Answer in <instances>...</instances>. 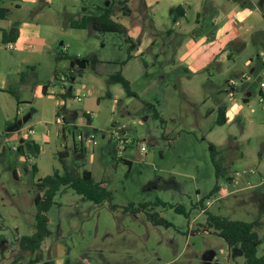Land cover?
I'll return each instance as SVG.
<instances>
[{"label": "rangeland", "instance_id": "rangeland-1", "mask_svg": "<svg viewBox=\"0 0 264 264\" xmlns=\"http://www.w3.org/2000/svg\"><path fill=\"white\" fill-rule=\"evenodd\" d=\"M106 1L0 0L10 10L0 28L26 32L10 51L0 31V246H6L0 264H43L57 256L65 264H247L241 248L230 247L209 226L208 213L229 221H259L257 256H263L264 88L254 83L260 76L264 81V30L236 37V29L218 42L210 26L213 14L228 15L233 4L242 9L245 2L260 0H145L150 7L142 30L165 49L162 62L176 56V48L182 61L188 60L189 40L206 52L196 71L183 63L153 68L154 60L145 54L146 78L140 62H132L129 84L135 97L111 82L121 74L119 63L112 62L128 57L127 35L71 28L72 22L97 14ZM119 1L113 14L122 12ZM178 6L185 15L173 22ZM118 23L127 34L134 28L122 16ZM58 55L68 59L57 61ZM75 60L88 63L80 75L71 71ZM233 82L230 97L226 83ZM222 103L240 109L218 126L216 104ZM30 111L27 123L8 131ZM29 128L34 133L17 152ZM121 138L131 140L123 152ZM62 153L68 173L91 172L94 182L112 193V201L98 206L62 188L47 213L50 237L38 252H23L19 239L35 232V184L56 170L64 172ZM149 215L169 225H154Z\"/></svg>", "mask_w": 264, "mask_h": 264}, {"label": "trees", "instance_id": "trees-1", "mask_svg": "<svg viewBox=\"0 0 264 264\" xmlns=\"http://www.w3.org/2000/svg\"><path fill=\"white\" fill-rule=\"evenodd\" d=\"M117 0H111V5L107 8H102L101 13L97 16L94 15H85L80 23L72 22L71 28L73 29H86L88 27L92 28L96 32L100 33H117L127 35L125 27L116 22L113 17V4ZM129 0L119 1L121 6V11L123 15H130L131 11L127 6ZM10 10L5 7L0 6V20H5L9 15ZM264 17V12H263ZM18 32L15 31L12 35L10 31L4 32L3 42H16ZM127 42H131L130 38H126ZM134 45L129 47V50H132ZM130 58L128 54L127 59ZM68 59L66 55H58L56 60L61 61ZM126 59V60H127ZM126 60L122 61L120 66L126 63ZM71 71H77L80 75L84 70H79L76 67L71 68ZM56 76V71H55ZM71 83L74 82L75 78L69 76L68 78ZM111 82L120 84L128 96L135 97L136 95L131 91L129 81L125 79L120 73L115 74L111 78ZM71 90L69 89V93ZM43 93H45V87L43 88ZM33 114V111H31ZM159 115H157L158 117ZM89 118V117H88ZM226 123V118L224 115V109L220 108L218 112L217 125L222 126ZM25 142H21L18 146V151L25 149ZM27 146H33L36 153H39V147L34 143H26ZM211 151V156L213 159L214 165L217 167V163L214 159L215 148L213 145L209 146ZM66 153L59 154V160L62 164L63 173L59 171H54L52 175L40 178L35 184L36 196L34 203L36 206V215H35V232L31 236L21 237L18 241V245L23 252L36 253L40 250L43 241L51 235V231L48 229V217L47 213L52 208L54 204V199L62 188H68L73 190L76 194L82 196L85 200L92 202L95 205H101L105 202L112 201V193L106 189L103 183H96L93 180L92 174L89 171H83L79 176H73L68 173L66 170ZM129 163L128 161H126ZM33 172H37V168L33 167ZM219 170L217 169V174ZM216 190V189H215ZM147 204H143L146 206ZM112 209H115L116 206L111 205ZM179 212H183V208L178 207L176 209ZM156 215H149V218L152 220L154 225H166L163 220H157ZM207 223L210 227L214 228L218 235L222 237L230 247L239 246L242 250L243 256L247 264H264V255L261 257L257 256L258 247L261 244V240L258 237L256 228L260 226L259 221L254 222H241V221H229L225 218L207 214ZM39 260V257H37ZM47 264V263H45Z\"/></svg>", "mask_w": 264, "mask_h": 264}, {"label": "crops", "instance_id": "crops-1", "mask_svg": "<svg viewBox=\"0 0 264 264\" xmlns=\"http://www.w3.org/2000/svg\"><path fill=\"white\" fill-rule=\"evenodd\" d=\"M136 2L140 3L139 8H135ZM110 4H111V2L109 0H107L106 5L104 7L98 8L99 11L97 14H90V15H94V16L99 15L101 13V9L109 7ZM127 4L129 6V8H131L130 9V11H131L130 15L125 16V15H123L122 12H116L113 14L112 18L117 22L119 21V18L121 16L125 19H130L131 24H132L131 26H133L134 28H131V26H130L131 30H129L127 37L131 39V42H129V44H130V46L134 45V48L132 50L128 49L130 58L127 59V57H126L124 59V58L120 57V58H118V60H116L112 63H116V62L121 63L123 60L127 59L126 63L124 65H122L121 67L119 64V68L121 69V75L129 81V79H130L129 78V72H132L131 68L133 67L131 65L132 62H135V61L140 62V67L142 68V73L146 78V77H148L147 76L149 74L148 71H150V70L148 69L147 61L146 60L144 61L145 54L151 55L152 59L154 60V61L152 60L153 61L152 67L154 68V67H156L157 64L162 62V60H163L162 53L165 49H163V48L160 49V48L156 47V45H155L156 42L153 39L152 34H150L149 31H146L145 28H143L144 30H142L143 26H142L141 21H144L146 18H148V14H149L148 8L150 7L149 5L146 4L145 0H138V1L137 0H129ZM244 5L245 6L244 7L242 6V9H239L236 6V4H233V7L231 8L228 15H226V14L223 15L219 12L217 13L218 16H215V14L212 15V18H211L212 22H211L210 26L212 28V36L215 37L216 41L220 42L224 37L228 36L230 32L235 31L236 29H239V32H237V34H236V37H240L241 34L250 35L252 33V31H255V30H264V17H263L264 0H260V2L258 1L256 3H254L253 1L251 3L245 2ZM84 12H86V8H84ZM206 12H208V9H206ZM184 15H185V9L182 6H178L176 9H173L172 13H171V17L173 18L172 19L173 22H177L179 17L184 16ZM198 15H199V13H198ZM227 17L229 20H227ZM125 21L126 20L123 19V22H125ZM197 21H198V25L200 27H202V24L200 22L201 20L199 21V17L197 18ZM151 22H153V21H151ZM148 26L152 30H154L155 26H153V24L149 23ZM4 27L0 28L2 38H3L4 32H7L6 31L7 27L6 26H4ZM136 29H138L140 31L142 30L141 34H138L136 32ZM15 31L18 32L17 40L20 37L24 36V34H26L25 30L24 31L15 30ZM139 35L141 37L140 39L137 38V37H139ZM17 40H16V42H17ZM218 42H215V43H218ZM13 43H15V42H13ZM195 44H196V42L193 40H189L185 43V47L190 48V50H188V51L192 52V54L188 57V60H186L185 62L182 61V59H181L182 52H180V49L176 48L175 49L176 50V56L171 57V59L169 61L164 60V62H162V63L163 64H170V66H172V67H175L176 64H182L183 63V64H186L187 66H192L193 71L199 70L200 68L199 69L195 68V64L198 62V59L205 54L206 51L202 45L196 47ZM154 47L156 48V50L154 49ZM207 63L208 62L203 63L201 65V67H203V68L206 67L208 65ZM87 65H88V63H87ZM54 73H55V71H54ZM160 75H161L160 71H158V72L156 71L155 73H153V76L155 78H158ZM258 78H261V81H263L262 76H260ZM226 85H227V83H226ZM71 89L72 88L70 87V90ZM244 89L245 88L243 87L241 90H244ZM235 90H236V87H235ZM237 90H238V87H237ZM226 91H227V89H226ZM47 93H49V91H48V88L45 86V93L44 94L48 95ZM234 94H235V91H234ZM62 95H66V94L63 93ZM248 95H250L249 92H247V96ZM228 96H229V94H228ZM216 107L218 109V112H219L220 108L224 109V115L226 118V123L228 122L229 117H233L234 113L240 109V106L238 104L236 106V110H234V111H233L232 107L227 106L224 103L216 104ZM29 113L31 114V117H32L33 114L31 113V111ZM78 114L83 115L84 113L79 112ZM86 117H87L86 124L90 125V118H88L89 117L88 115H86ZM15 120H17V119H15ZM224 125H222V126H224ZM110 209L113 211L116 210V208L112 209L111 207H110ZM49 237H47V238H49ZM64 262H65V259L62 256H57L55 262H43V264H45V263H47V264H65Z\"/></svg>", "mask_w": 264, "mask_h": 264}, {"label": "built area", "instance_id": "built-area-1", "mask_svg": "<svg viewBox=\"0 0 264 264\" xmlns=\"http://www.w3.org/2000/svg\"><path fill=\"white\" fill-rule=\"evenodd\" d=\"M5 48L8 49V50H10V51H14V50H16V45L13 42H9V43H6L5 44ZM60 80L66 82L67 81V78L66 77H61ZM258 84L260 85L261 88H264V81H260ZM236 85H237V83H235V82H233V83H227L226 89H227V92H228V94H229L230 97H233L234 96V91H235ZM18 111L20 113L23 112V110L21 108ZM33 133H34V131L31 128L27 129L23 133V135H22L21 142H28V141H30V137L33 135ZM79 138H80V141L82 142L83 141V137L81 136ZM92 138H93V136H91L90 138H87V140L90 141ZM130 142H131V140L121 138L120 139V151L123 152L126 149L127 145L130 144ZM18 146L15 148L16 150H18ZM141 151L142 152L145 151V147L144 146H141Z\"/></svg>", "mask_w": 264, "mask_h": 264}, {"label": "water", "instance_id": "water-1", "mask_svg": "<svg viewBox=\"0 0 264 264\" xmlns=\"http://www.w3.org/2000/svg\"><path fill=\"white\" fill-rule=\"evenodd\" d=\"M15 32V30H11L10 34L12 35ZM62 45V44H61ZM87 66V62L84 60H75L72 61L70 64L71 68H75L77 67L80 70H84ZM261 81V78H258L256 80V82L254 83V86H257L258 83ZM249 96V95H248ZM31 118V114L28 113L27 115H25L24 117H22L21 119H18L10 128H9V132H14V131H18L25 123H27L29 121V119ZM6 246H5V242L1 243L0 246V250L1 252H5Z\"/></svg>", "mask_w": 264, "mask_h": 264}, {"label": "flooded vegetation", "instance_id": "flooded-vegetation-1", "mask_svg": "<svg viewBox=\"0 0 264 264\" xmlns=\"http://www.w3.org/2000/svg\"><path fill=\"white\" fill-rule=\"evenodd\" d=\"M17 120L14 121V123L16 122Z\"/></svg>", "mask_w": 264, "mask_h": 264}]
</instances>
